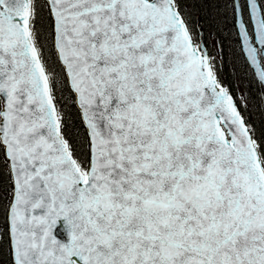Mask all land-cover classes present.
I'll use <instances>...</instances> for the list:
<instances>
[{
  "label": "snow or ice",
  "instance_id": "6c2138e0",
  "mask_svg": "<svg viewBox=\"0 0 264 264\" xmlns=\"http://www.w3.org/2000/svg\"><path fill=\"white\" fill-rule=\"evenodd\" d=\"M0 264H264V0H0Z\"/></svg>",
  "mask_w": 264,
  "mask_h": 264
},
{
  "label": "water",
  "instance_id": "95a60500",
  "mask_svg": "<svg viewBox=\"0 0 264 264\" xmlns=\"http://www.w3.org/2000/svg\"><path fill=\"white\" fill-rule=\"evenodd\" d=\"M58 236L62 238L63 237V234L62 233H58Z\"/></svg>",
  "mask_w": 264,
  "mask_h": 264
},
{
  "label": "rangeland",
  "instance_id": "374dc122",
  "mask_svg": "<svg viewBox=\"0 0 264 264\" xmlns=\"http://www.w3.org/2000/svg\"><path fill=\"white\" fill-rule=\"evenodd\" d=\"M227 68V67H226ZM237 71H240V69L239 68H237ZM253 90H254V86H253Z\"/></svg>",
  "mask_w": 264,
  "mask_h": 264
},
{
  "label": "trees",
  "instance_id": "16d2710c",
  "mask_svg": "<svg viewBox=\"0 0 264 264\" xmlns=\"http://www.w3.org/2000/svg\"><path fill=\"white\" fill-rule=\"evenodd\" d=\"M228 72V69L227 68H225V73H227Z\"/></svg>",
  "mask_w": 264,
  "mask_h": 264
}]
</instances>
